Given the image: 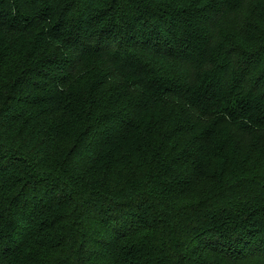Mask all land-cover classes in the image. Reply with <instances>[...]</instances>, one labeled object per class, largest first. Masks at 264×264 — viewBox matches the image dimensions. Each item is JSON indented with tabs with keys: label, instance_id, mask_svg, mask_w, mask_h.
<instances>
[{
	"label": "trees",
	"instance_id": "16d2710c",
	"mask_svg": "<svg viewBox=\"0 0 264 264\" xmlns=\"http://www.w3.org/2000/svg\"><path fill=\"white\" fill-rule=\"evenodd\" d=\"M0 264H264V0H0Z\"/></svg>",
	"mask_w": 264,
	"mask_h": 264
}]
</instances>
